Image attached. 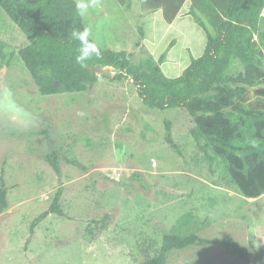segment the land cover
<instances>
[{
	"label": "rangeland",
	"instance_id": "obj_1",
	"mask_svg": "<svg viewBox=\"0 0 264 264\" xmlns=\"http://www.w3.org/2000/svg\"><path fill=\"white\" fill-rule=\"evenodd\" d=\"M146 1L86 0L89 37L135 62L164 54L165 74L179 76L207 45L192 9L210 31L215 25L198 0H185L171 23ZM27 43L0 10V175L4 169L9 200L0 213V264H140L181 224L202 238L232 236L252 253L264 244V194L246 198L211 172L188 111L150 108L132 79L100 76L85 92L43 95L18 54ZM2 52L12 55L10 66ZM165 121L175 145L166 142ZM51 140L62 153L61 173L46 159ZM59 190L66 214L51 212L32 234ZM168 261L252 264L219 243L173 249Z\"/></svg>",
	"mask_w": 264,
	"mask_h": 264
},
{
	"label": "trees",
	"instance_id": "obj_2",
	"mask_svg": "<svg viewBox=\"0 0 264 264\" xmlns=\"http://www.w3.org/2000/svg\"><path fill=\"white\" fill-rule=\"evenodd\" d=\"M184 1L146 2L152 10L162 8L165 20L171 23ZM197 3L212 20L215 30L210 31L192 9L207 33V45L203 55L192 57L190 65L176 77L165 74L164 54L160 60L148 55L135 62L125 50L102 48L90 37L88 39L98 46L100 55L93 54L84 66L77 63L80 41L74 40L71 34L75 29L83 30L86 25L84 16L77 14L76 0H0V10L28 39L18 54L41 94L85 92L100 76L113 81L132 79L138 87V95L150 108L188 111L194 122L191 133L207 156L211 172L246 198H259L264 194V0H198ZM3 48L0 44L1 51ZM3 53V64L10 66L12 55L7 57ZM96 65L113 66L115 75L90 71V67ZM165 125L166 142L175 145L172 122L165 121ZM51 141L46 159L61 173L62 153L57 143ZM66 160L84 167L74 158ZM61 198L59 190L50 209L34 219L32 234L51 212L66 214ZM8 209V187L2 169L0 213ZM108 216L106 214L98 222L105 223ZM184 228L181 224L170 233L165 232L160 250L148 253L140 264H168L171 250L200 243L223 244L248 263L264 264V244L252 253L232 236L207 239L189 231V226H186L189 232Z\"/></svg>",
	"mask_w": 264,
	"mask_h": 264
},
{
	"label": "clouds",
	"instance_id": "obj_3",
	"mask_svg": "<svg viewBox=\"0 0 264 264\" xmlns=\"http://www.w3.org/2000/svg\"><path fill=\"white\" fill-rule=\"evenodd\" d=\"M89 4L86 0H76V11L81 17L88 12ZM72 38L80 41L79 55L76 56V62L84 66L85 62L93 55H100L98 46L88 39L90 31L88 28L83 30L75 29L72 31ZM87 58V59H86Z\"/></svg>",
	"mask_w": 264,
	"mask_h": 264
},
{
	"label": "water",
	"instance_id": "obj_4",
	"mask_svg": "<svg viewBox=\"0 0 264 264\" xmlns=\"http://www.w3.org/2000/svg\"><path fill=\"white\" fill-rule=\"evenodd\" d=\"M90 71L99 74L111 75V76L115 75L113 66H107V67H102L101 65L91 66Z\"/></svg>",
	"mask_w": 264,
	"mask_h": 264
}]
</instances>
